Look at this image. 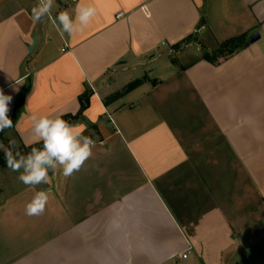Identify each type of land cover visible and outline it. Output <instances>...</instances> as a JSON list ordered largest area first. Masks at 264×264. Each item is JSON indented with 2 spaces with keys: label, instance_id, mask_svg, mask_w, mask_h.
<instances>
[{
  "label": "crops",
  "instance_id": "1",
  "mask_svg": "<svg viewBox=\"0 0 264 264\" xmlns=\"http://www.w3.org/2000/svg\"><path fill=\"white\" fill-rule=\"evenodd\" d=\"M36 3L0 0L9 118L24 97L7 136L39 143L31 113L76 115L88 91L72 124L96 146L71 177L4 182L0 264H264V0H56L53 16L97 9L71 38L34 22ZM190 36L247 44L186 64L172 54ZM44 190V213L26 215Z\"/></svg>",
  "mask_w": 264,
  "mask_h": 264
},
{
  "label": "clouds",
  "instance_id": "2",
  "mask_svg": "<svg viewBox=\"0 0 264 264\" xmlns=\"http://www.w3.org/2000/svg\"><path fill=\"white\" fill-rule=\"evenodd\" d=\"M55 3L56 0H37L31 15L34 22L51 20L62 37L66 35L71 38L74 34L82 32L97 14L96 7L77 3L74 13L62 11L53 16ZM16 83L20 84L22 81ZM11 101L12 96L6 95L0 89V132L14 127L8 115ZM30 119L31 132L42 142V147H32L30 152L22 154L14 138H9L7 146L0 142V151L4 153L7 167L19 173L18 180L24 185L34 187L49 184V173H55L58 165L62 168L63 176L71 177L92 157L96 142L83 135L82 128L61 116H38L36 112H32ZM48 200L47 190L37 192L25 205V214L30 217L42 215Z\"/></svg>",
  "mask_w": 264,
  "mask_h": 264
},
{
  "label": "trees",
  "instance_id": "3",
  "mask_svg": "<svg viewBox=\"0 0 264 264\" xmlns=\"http://www.w3.org/2000/svg\"><path fill=\"white\" fill-rule=\"evenodd\" d=\"M202 21L205 22V19L203 18ZM193 38H195V36L188 37L182 43L175 45L174 48L178 49L184 43H187V44L191 43V41H193ZM246 44H247L246 37H244V36L235 37V38H232V39H229L227 41L222 42L219 45L215 55L204 54L203 58L210 60V61H215L218 58H225V57H228V56L234 54L239 48H241L242 46H244ZM141 84H142V80L133 81V82L128 84V86L124 92H126V93L130 92V91L134 90L135 88H137L138 86H140ZM89 94L90 93L87 91L85 94H83L80 97L81 109L76 115L68 114V115H64L61 117L65 120L69 121L71 124L82 119L84 117V112L86 111V109L89 106ZM122 94L123 93H118L116 96H120ZM23 98L18 103L13 116L10 118L14 123L13 128H15L16 120H17L18 114L20 112V109L22 107ZM12 129H7V130H5V132H0V142H3L5 145H8L9 137L7 136V133L9 130H12ZM32 147H42V142L33 144L31 146H21V147H19V151L25 152L27 154L28 152L31 151ZM0 166L5 167V168L7 167L6 161L4 158V153L2 151H0Z\"/></svg>",
  "mask_w": 264,
  "mask_h": 264
},
{
  "label": "rangeland",
  "instance_id": "4",
  "mask_svg": "<svg viewBox=\"0 0 264 264\" xmlns=\"http://www.w3.org/2000/svg\"><path fill=\"white\" fill-rule=\"evenodd\" d=\"M218 47L219 46L213 44L212 41L206 39L200 40L198 37H195L193 38V41H191V43L182 44L180 47L181 50H179L180 48H178L180 52L176 50V52H174L172 55H174L175 58L179 59L181 62L187 64L195 59V56H193V54H199L200 56L204 54L215 55ZM21 153L26 154L25 152H21ZM18 175H19L18 172H13L8 167L5 168L0 166V187H3V185L7 183L6 180L8 179L12 181L17 180ZM248 257H250V254H248ZM253 259L255 260L256 256H254ZM192 260H194V257L190 259V262H192ZM196 264H199V262H196Z\"/></svg>",
  "mask_w": 264,
  "mask_h": 264
},
{
  "label": "water",
  "instance_id": "5",
  "mask_svg": "<svg viewBox=\"0 0 264 264\" xmlns=\"http://www.w3.org/2000/svg\"><path fill=\"white\" fill-rule=\"evenodd\" d=\"M261 35L260 33H255L253 34L250 39H249V43L250 44H253L255 42H257L259 39H260ZM37 42V37L34 38V44L32 46L29 47V50L32 51L33 50V47L35 45V43Z\"/></svg>",
  "mask_w": 264,
  "mask_h": 264
},
{
  "label": "built area",
  "instance_id": "6",
  "mask_svg": "<svg viewBox=\"0 0 264 264\" xmlns=\"http://www.w3.org/2000/svg\"><path fill=\"white\" fill-rule=\"evenodd\" d=\"M124 15V13H119L118 15H117V17L118 18H120V17H122ZM165 44V43H164ZM67 47H68V45L67 44H65V46L63 47V50H66L67 49ZM172 52H174L173 50H172ZM111 117V116H110ZM191 250V248H188V250H187V253H184L182 256H183V258H187V254H188V252Z\"/></svg>",
  "mask_w": 264,
  "mask_h": 264
}]
</instances>
